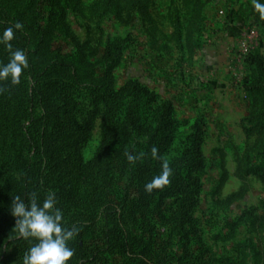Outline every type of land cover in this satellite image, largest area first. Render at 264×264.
I'll return each mask as SVG.
<instances>
[{
	"label": "rangeland",
	"instance_id": "rangeland-1",
	"mask_svg": "<svg viewBox=\"0 0 264 264\" xmlns=\"http://www.w3.org/2000/svg\"><path fill=\"white\" fill-rule=\"evenodd\" d=\"M59 5L53 46L72 55L71 73L63 79L46 72L44 80L68 81L77 121H90L80 151L83 164L96 157L101 142L93 99L110 64L106 48L108 60L118 57L109 69L113 91L135 81L157 105L169 104L173 132L161 156L165 162L180 156L188 136L201 133L196 232L187 248L174 240L160 247L158 240L169 241L162 227L143 264H264V182L251 172H264V19L253 0H60ZM250 30L256 38L248 37ZM9 253L5 264H15L12 248Z\"/></svg>",
	"mask_w": 264,
	"mask_h": 264
},
{
	"label": "trees",
	"instance_id": "trees-1",
	"mask_svg": "<svg viewBox=\"0 0 264 264\" xmlns=\"http://www.w3.org/2000/svg\"><path fill=\"white\" fill-rule=\"evenodd\" d=\"M59 4L60 0H0V36L16 22L23 25L15 31L11 50L0 42V65L16 49L29 60L18 85L0 81V252L4 254L0 264H5L11 248L15 264H22L35 243L12 232L14 197L27 204L36 193L42 202L50 191L56 194L64 226L79 230L69 242L74 256L68 264H143L144 254H150L164 226L169 241L158 240L160 247L174 240L172 244L187 248L196 232L192 216L201 188L197 177L203 169L201 133L188 136L180 156L168 163L173 170L170 183L146 192L145 184L160 173L165 162L161 156L172 141L171 109L169 104L157 105L155 96L135 81L113 91L109 69L118 64V57L108 60L106 48L110 64L103 73V89L93 99L100 111L101 142L96 157L83 164L80 151L89 137L90 121H77L68 81L44 80L46 72L63 79L71 73L72 55L53 46ZM63 29L67 33V27ZM74 44L70 35L67 45L73 50ZM27 79L33 82L31 87ZM146 113L151 116L145 118ZM153 146L159 149V159L151 155ZM126 152L140 158L130 164ZM251 172L264 182L261 169Z\"/></svg>",
	"mask_w": 264,
	"mask_h": 264
},
{
	"label": "clouds",
	"instance_id": "clouds-1",
	"mask_svg": "<svg viewBox=\"0 0 264 264\" xmlns=\"http://www.w3.org/2000/svg\"><path fill=\"white\" fill-rule=\"evenodd\" d=\"M253 7L264 19V3L253 0ZM22 28L20 22L6 27L0 36V42H5L11 50L15 31ZM28 67L29 60L23 50L11 51L8 62L0 65V81L9 80L12 85H18L22 73ZM158 152L157 147L151 148L153 158L159 159ZM125 156L130 164H135L140 158L132 152H126ZM172 176L173 170L167 162H163L160 173L145 184V191L151 193L155 189H162L170 183ZM10 211L16 218L12 232H15L18 238L35 241L24 254L22 264H68L74 256V250L69 246V242L78 235L79 230L64 226V214L57 207L55 192L50 191L42 202H39L36 193H32L27 204L20 196H15Z\"/></svg>",
	"mask_w": 264,
	"mask_h": 264
},
{
	"label": "built area",
	"instance_id": "built-area-1",
	"mask_svg": "<svg viewBox=\"0 0 264 264\" xmlns=\"http://www.w3.org/2000/svg\"><path fill=\"white\" fill-rule=\"evenodd\" d=\"M248 37H249L250 39H254V38H256V33H255V31H254V30H250V31H248Z\"/></svg>",
	"mask_w": 264,
	"mask_h": 264
}]
</instances>
